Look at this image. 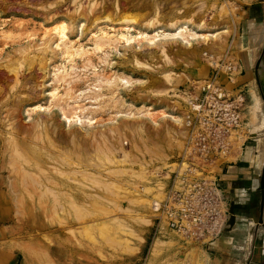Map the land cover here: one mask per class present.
I'll use <instances>...</instances> for the list:
<instances>
[{
	"label": "rangeland",
	"instance_id": "obj_1",
	"mask_svg": "<svg viewBox=\"0 0 264 264\" xmlns=\"http://www.w3.org/2000/svg\"><path fill=\"white\" fill-rule=\"evenodd\" d=\"M238 1L0 0V264H202L165 202L178 169L228 160L186 161L183 120L199 81H234ZM177 23L195 36H162Z\"/></svg>",
	"mask_w": 264,
	"mask_h": 264
},
{
	"label": "crops",
	"instance_id": "obj_2",
	"mask_svg": "<svg viewBox=\"0 0 264 264\" xmlns=\"http://www.w3.org/2000/svg\"><path fill=\"white\" fill-rule=\"evenodd\" d=\"M238 2L241 17L236 27V66L229 88L244 93L242 140L212 173L232 216L217 238L196 249L195 256L202 264H264V189L262 207L260 190L264 161V0Z\"/></svg>",
	"mask_w": 264,
	"mask_h": 264
},
{
	"label": "built area",
	"instance_id": "obj_3",
	"mask_svg": "<svg viewBox=\"0 0 264 264\" xmlns=\"http://www.w3.org/2000/svg\"><path fill=\"white\" fill-rule=\"evenodd\" d=\"M216 78L204 80L198 95L188 105L184 121L188 132L184 157L190 163L201 161L214 164L230 154L231 137L242 135L244 93L219 84ZM228 79L230 82L231 78ZM215 168L193 165L185 171L178 169V176H196L190 179L184 176L179 180L182 192L168 195L165 202L172 204L169 214L173 226L183 230L190 240L200 245L217 238L227 227L230 217L229 208L212 177Z\"/></svg>",
	"mask_w": 264,
	"mask_h": 264
},
{
	"label": "bare ground",
	"instance_id": "obj_4",
	"mask_svg": "<svg viewBox=\"0 0 264 264\" xmlns=\"http://www.w3.org/2000/svg\"><path fill=\"white\" fill-rule=\"evenodd\" d=\"M97 6V5H96ZM115 6V5H114ZM78 8V7H77ZM157 15V14H156ZM169 18H171L170 16H168ZM173 17V16H172ZM165 18V17H164ZM158 19H159V17H158ZM161 19V18H160ZM127 20V19H126ZM157 20V19H156ZM172 19H169V21H171ZM158 21H160V20H158ZM177 21V20H176ZM189 21V20H188ZM161 22V21H160ZM175 22V21H174ZM94 24V23H93ZM154 24V23H153ZM161 24V23H160ZM170 25V24H169ZM169 25L167 26V27H169ZM101 27V26H100ZM108 27V26H107ZM111 28V27H110ZM128 28V27H127ZM57 28H55V30H56ZM126 30V29H125ZM135 31H137V30H135ZM138 32V31H137ZM161 33H162V36L163 37H169V36H171V37H177V38H181V39H183V40H185L186 38H191L192 36L194 37L195 36V34L193 33L192 34V32H191V30L185 25V24H181V25H178V23H177V26L176 27H174V33L173 34H170V33H167V34H165L164 33V31H160ZM109 32H101V34H100V36H97V37H94L95 38V46L96 47H102L103 45H106V44H108V43H111V42H116L117 40H124L125 38L123 37V35L121 34V35H119L118 37H116V39H114L113 40V38L112 37H110V36H113V35H110L109 36V34H108ZM59 41H62V40H64L65 39V35H64V33H63V30L62 31H60L59 33ZM155 34H157V33H155ZM155 34L153 35V36H151L150 35V37H148V36H145L144 38L145 39H147L149 42H150V40H153L155 37H157V35L155 36ZM137 37V36H136ZM126 40V42H128L129 41V39H125ZM124 40V41H125ZM135 41V40H134ZM94 48V47H93ZM93 48H91V49H93ZM99 48V49H100ZM74 50V49H73ZM97 50H98V48H97ZM68 51H70L69 49H67V48H64V54H67L68 53ZM79 53L80 52H83L82 51V49H79V50H77ZM63 75V74H62ZM199 83H200V85L203 83V81H199ZM51 97H54V94H52L51 93ZM186 98V97H185ZM185 98H183V99H185ZM53 100V99H52ZM185 101V100H184ZM191 103V99L190 98H186V105L188 104H190ZM194 107V106H193ZM79 109V108H78ZM184 114V113H183ZM187 114V113H186ZM186 114H184V115H186ZM183 121H185V118H184V120ZM184 128H185V123H184ZM6 129V128H5ZM9 130V129H8ZM4 132V131H3ZM10 135H11V137H13V138H11V139H9L8 140V142H10V143H12V145H10V146H12L11 148H12V151L15 153V154H19V150H18V140L16 139V137L18 136V132H16L15 134H13V133H9ZM9 138V137H8ZM3 141L5 142V140H3L2 139V141H0V145H2V144H4L3 143ZM32 146V145H31ZM22 147V146H21ZM9 155V154H8ZM23 160H24V158H23ZM22 163H24L25 165H27V166H29V161L28 160H24L23 162H21L20 164H22ZM27 169H24V168H22V169H17L16 170V175H17V177H18V179H8V180H6L5 182H4V184L6 185V190L10 193V194H13V199H15V202H17V201H21V199H22V194L20 193V192H18L17 191V189H16V184L14 183L15 181H16V183L17 182H19V180L21 179V180H23V182H21V180H20V182L21 183H19L20 184V189H21V187H22V189L23 190H25V191H27V185H26V182L30 179V181L32 180L31 179V175L29 176L27 173ZM33 176V175H32ZM31 183H33V184H35V182L34 181H31ZM2 185H3V182L1 183ZM31 185V186H34V185ZM37 185H38V183H37ZM37 185H35V186H37ZM39 186V185H38ZM32 189H33V187H32ZM16 190V191H15ZM37 191V190H36ZM35 190H34V192H36ZM39 192H41L40 190H39ZM38 192V193H39ZM49 192H51V191H49ZM25 194H27L26 192H24ZM1 194V193H0ZM51 195V196H50ZM50 197H52V200L54 201L55 199H56V197H58L57 195H53L52 193H50ZM29 196H30V198L31 199H33L32 198V195H29V193L27 194V197L29 198ZM39 196H41V193L39 194ZM29 198V199H30ZM41 197H38V199L37 200H39ZM6 200L7 198H2L1 196H0V201L1 200ZM30 201H32V200H30ZM40 201V200H39ZM158 208H159V202H157V201H154L153 203H152V210H154V211H156V210H158Z\"/></svg>",
	"mask_w": 264,
	"mask_h": 264
},
{
	"label": "water",
	"instance_id": "obj_5",
	"mask_svg": "<svg viewBox=\"0 0 264 264\" xmlns=\"http://www.w3.org/2000/svg\"><path fill=\"white\" fill-rule=\"evenodd\" d=\"M259 69V62H257L255 64V74L257 75V71ZM264 101V98H262ZM263 189H264V161H263V165H262V170H261V177H260V190H261V207L263 206ZM229 220H228V224L229 225L231 223V216H232V211L229 210Z\"/></svg>",
	"mask_w": 264,
	"mask_h": 264
}]
</instances>
